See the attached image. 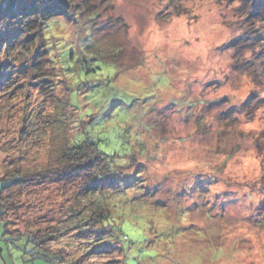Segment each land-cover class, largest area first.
I'll use <instances>...</instances> for the list:
<instances>
[{"label":"rangeland","instance_id":"obj_1","mask_svg":"<svg viewBox=\"0 0 264 264\" xmlns=\"http://www.w3.org/2000/svg\"><path fill=\"white\" fill-rule=\"evenodd\" d=\"M63 1L71 3L70 11L76 1L82 9L79 36L73 35L78 47L84 45L78 40L89 28L97 43L114 45L117 51L112 60L110 50L103 48L101 58L88 62L93 71L77 85L75 105L80 115L93 114L90 127L98 139L138 164L133 172L119 173L120 188L144 204L152 203L149 209L142 202L125 204V216L121 209L111 213L134 242L126 263L154 259L152 264H264L260 11L250 15L246 0ZM263 1H255L254 11L262 3L264 9ZM74 17L72 13L67 23H51L52 28L40 18L16 22V40L0 46V63L23 66L33 59V49L42 50L43 43L30 39L33 31L41 28L66 38L74 34ZM45 55L37 57L48 61ZM48 66L38 80L29 70L30 91L12 97L1 92L0 176L14 169L33 172L59 165L63 144L75 133L76 112L63 107V85L55 91L45 87L49 83L44 75L52 77ZM4 80L6 90L10 83ZM26 113L32 121L24 128ZM91 179L72 176L64 183L13 188L11 201L2 207L7 229L12 234L32 232L37 240L55 236L45 244L68 263L88 250L92 256L84 264H116L121 251L112 249L99 260L89 250L97 241L88 236L94 226L84 220L89 209L99 205L98 197L85 194ZM108 185L101 206L112 209L118 196ZM8 239L1 225L0 264H58L52 256H39L38 246ZM152 240H163L167 248L148 245ZM161 255L170 259L161 263Z\"/></svg>","mask_w":264,"mask_h":264},{"label":"trees","instance_id":"obj_2","mask_svg":"<svg viewBox=\"0 0 264 264\" xmlns=\"http://www.w3.org/2000/svg\"><path fill=\"white\" fill-rule=\"evenodd\" d=\"M255 1L256 0H246L248 8L252 9L250 15H256L254 12L260 11L259 16L264 17V9H260L262 8L263 3L261 6L259 5L256 8L257 10L254 11V5H257ZM40 3L44 6H41ZM78 5V2L76 1V3L72 5L74 11H70L69 8L71 3L68 4L63 0H0V46L4 44V48L7 47L9 42L16 40V33L13 29L16 26H19L16 22L29 23L40 18L41 22L45 23L46 27L52 28L56 22L62 21L67 23L65 21L70 19L69 17L72 16V13L75 15V17L72 18V22L74 24V34H67L66 38L61 39L60 35L56 36L55 32L45 34L46 31H42L40 30L41 28H38L36 33L33 31V35L30 39L32 40L36 38L40 44H43L41 46L42 50H39V47L32 50L33 59L23 64L21 67L13 65V63H10V65H8L7 62L6 64L3 62L0 63V95L2 91V94H6L7 97H12L15 93L20 91H30V83L27 81L28 75L33 73V77H35L34 79L38 80L43 66H45L46 63H49L48 68L49 72H52V77L48 74L44 75V81L49 83L45 87L48 88L49 85V87L55 91L57 86L63 85V98L65 102L63 107L68 110L73 109L76 112V116L74 117L75 133L72 137L69 136L67 141L63 144V148L59 155V165L33 172L14 169L13 171L6 172L0 176V182L4 183L0 191V227L2 225L3 235L9 236V241L22 239L23 242L32 243L41 249V254L39 256L44 258H47V256L50 258V256H52L53 262L55 263L84 264L83 260L86 261V263H89L87 258H91L92 255H88L90 252L86 253L88 250H83V254L85 255H82V258L79 257L74 259L71 263L64 261L62 259V255L60 254L61 252L57 253L45 244L55 236L37 240V237L32 232H27L26 234H12V232L6 227L8 222L2 219V207H4L7 200L11 201L13 188L22 189L29 184H37L46 181H61V183H64L72 176H92L90 183L93 184L91 187H88L89 190L85 192V194H94L95 198L98 197L96 202L99 205L92 206L91 209H89L86 220H84V224L94 226V229L89 230L88 236L94 238V241H97V244L89 250H94V254H96V256L93 258L98 257L99 260L102 259L105 254L111 252L112 249L119 250L121 251V259H116L114 262L116 264H127L126 254L134 247V242L129 240L127 234H125L121 227L118 226V220L120 219H117L116 216L111 217V213H116L118 212L117 209H121L120 212L123 213V216L128 215V211L123 209L125 204H138L140 202L144 204L145 200L139 198L138 196L129 195L126 193V190L128 189L120 188L119 185V173L124 171L133 172L134 168L138 164L131 162L129 159L130 155H125L123 156L124 158L117 155L113 150L107 147L103 141L98 139L97 134H95V130L92 126L90 127L93 114L90 116H83L77 111L78 109L75 102L78 89L80 88H78L77 85L80 83L83 75L93 71L88 62L102 57L105 44L103 43L102 45L101 43H97L92 38V32L94 30L92 31V29L87 28L85 33L80 36V39L78 40L80 44L84 45L78 47L76 42L77 38L73 37V35H76L77 37L79 36L77 26L80 25L79 14L82 9H79L80 6ZM51 23L54 24L52 25ZM114 47L115 46L112 45L109 48H104L106 50H110L109 52L112 54V60L117 56V51H114ZM44 52H47V55L44 57L45 60L47 59L48 61L43 60L45 63L42 65V59H38L37 54ZM34 53H36L35 56ZM13 57H15V54ZM5 67L6 69H4ZM13 68H15L17 72H15L14 76H11L15 71ZM5 78H7L10 83L7 84L6 90H4L5 88L2 86L5 82L3 79ZM27 83L28 86H26ZM37 114L38 111L36 112V115ZM52 114L54 113L52 112ZM31 116L29 113L24 115V128L31 123ZM128 172L126 175H128ZM106 184H109V188L116 190V192L112 191L115 196H118V200L112 203V209L101 206V199L104 198L105 194L108 196V193L104 192ZM134 184L135 183L130 186L134 187ZM90 201L93 202V200ZM145 204H147V206ZM145 204L144 207L148 208V206L152 203L147 201ZM12 206L13 208H16L14 205ZM73 210L75 211V214L79 213L77 209L74 208ZM124 223H126V221H124ZM82 229L84 231L87 230L86 227ZM123 242H127V246L125 248L122 245ZM163 242V240H158L156 242L152 240L148 242V245L156 243L153 244L156 248H158V245L160 246L159 248H164L165 246H163ZM165 244L167 245L166 242ZM158 259L161 263H163V260H169L170 257L162 258L161 255ZM152 262L154 263V259L146 260L144 264H152ZM137 264L142 263L138 261Z\"/></svg>","mask_w":264,"mask_h":264}]
</instances>
